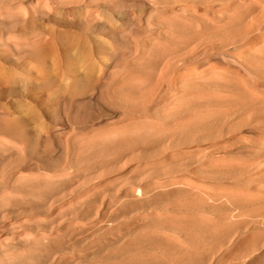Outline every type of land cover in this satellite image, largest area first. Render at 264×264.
<instances>
[{
    "label": "rangeland",
    "instance_id": "374dc122",
    "mask_svg": "<svg viewBox=\"0 0 264 264\" xmlns=\"http://www.w3.org/2000/svg\"><path fill=\"white\" fill-rule=\"evenodd\" d=\"M136 242L264 264V0H0V264Z\"/></svg>",
    "mask_w": 264,
    "mask_h": 264
},
{
    "label": "bare ground",
    "instance_id": "6f19581e",
    "mask_svg": "<svg viewBox=\"0 0 264 264\" xmlns=\"http://www.w3.org/2000/svg\"><path fill=\"white\" fill-rule=\"evenodd\" d=\"M195 244L196 246H199L198 243H194V245ZM133 248L134 251L143 252L146 257L145 259L134 260L133 264H198L195 257L196 255L194 256L189 250H182L174 247L172 244H163L161 242L154 243L153 245L144 248L140 242H136ZM171 253L177 255L169 258ZM157 254H160L161 256H158Z\"/></svg>",
    "mask_w": 264,
    "mask_h": 264
}]
</instances>
